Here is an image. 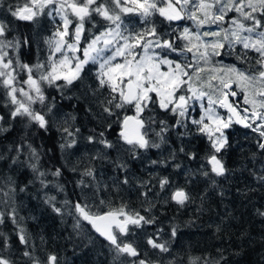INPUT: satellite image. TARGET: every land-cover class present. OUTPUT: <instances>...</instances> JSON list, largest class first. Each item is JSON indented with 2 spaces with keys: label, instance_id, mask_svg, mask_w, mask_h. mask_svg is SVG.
I'll return each instance as SVG.
<instances>
[{
  "label": "rangeland",
  "instance_id": "obj_1",
  "mask_svg": "<svg viewBox=\"0 0 264 264\" xmlns=\"http://www.w3.org/2000/svg\"><path fill=\"white\" fill-rule=\"evenodd\" d=\"M19 4L22 6L26 0H7L4 4V8L0 9V19L7 18L12 28L8 39L13 37L20 38L25 35V38L29 37L32 41L30 46L26 48V45H21L18 49H6L9 52V57L15 60L18 58L21 63L34 65L38 61H47L50 53L54 49H50V46L45 43L49 38L55 42L58 37L53 34L58 28L62 29L63 20L61 15H58L53 6H48L44 9L43 13L37 16L34 22L21 21L11 17L10 14L6 13V8L8 4ZM198 2V0H197ZM59 0L56 7H58ZM190 6H186L182 11V16L184 17L181 21L170 24V29L168 31L160 29L162 21H166L164 18L155 14L149 17L151 21L150 24L145 25L138 13H122V20L124 25L127 26L128 32H140L145 27H151L155 25L157 32L169 33V36L173 38L181 36L184 28L190 29V34L187 39H179L176 41L178 47H193V52L186 53L184 56H177L176 54H171L168 58L174 61H178L181 64H191L193 67L186 68L185 70L190 74V79L188 76L183 77V79L188 81V85L184 86V91L179 92L178 95H185L186 97H193V92H195L196 97L188 101V112L183 118L186 127H176L171 126L176 124L179 118L174 114L173 124H167L170 126V130L165 134V139L167 143L163 144L161 148H150L148 150H139L135 157L131 155L128 151L130 146L125 145L124 141L120 138L118 133L122 117L127 114L126 107L124 109H117L116 115L112 117H107L106 114H101L102 110L99 106V100H103L109 95V90L107 88L101 90L102 95L98 93L99 100L91 95L85 97L83 95L85 89L80 82H76L71 86H67L60 90L54 85H48L44 83L41 85L44 95L47 97L45 105H40L39 103L32 105L36 111H40L42 114L47 112V108L50 106L52 112L46 115V119L50 121L51 128L56 131L59 135L57 136V142L55 143V153L59 158L56 163L40 165L38 160L30 159V154L27 152L25 157V152L28 150L27 147L23 148V160L28 168L31 170L29 175L28 184H34L31 195V200H29L26 195L28 193L20 192L18 193V198H16L15 204L14 200L12 204L7 208V215L14 211L15 221L8 215L9 228L12 230L13 226H17V237L20 239L22 232L27 229L26 224H35V230L38 228L41 217L43 213L49 208L54 210V208L59 206L61 208V213L59 215L53 216L54 228L56 230L54 233L50 234L49 237H42L38 232L34 234L31 229H28V237L26 249L29 252V246L32 247V256L39 258L41 264H49L48 257L55 256V264H114L112 261H117L118 264H133L136 258L121 254L117 260L115 247L105 243L104 241L97 238L94 234L90 233L86 228L84 223L76 215H72L69 211L70 204H75L80 202L82 204L87 203L90 206V215L97 213L101 208L108 209L117 214H120L121 209H123L124 214L122 217L126 221L127 217H136V213L141 216H145L149 219H155L154 224H143L142 226L132 225L131 223H125L128 229L125 231L124 236H121L120 241L122 243H131L140 253L139 259H144L148 261V264L158 263V264H218L220 263V257L209 253L210 250H205L203 245L200 246L201 250L208 253L204 256L202 260L199 259L196 252L198 249L195 248V242L192 240H199V235L206 236L204 234V229L197 226H185L177 230L178 236H172V228L174 224L170 220H166L158 214H163L162 209L164 205L171 204L175 205V202L170 199L171 194L175 191L179 184L183 183L181 176L188 173L186 178L193 179L191 185L193 191L198 190L203 184L201 179L204 177L202 174L205 172L204 161L213 154V149L211 147V140L208 132L204 135L208 139L209 152H205V145H202L201 149L196 148L195 138H191L195 134L187 132V135L181 136V133H185L188 128V124L185 122L186 118L192 119L190 115L193 111L197 109L198 120L204 117V123L209 125V131L212 133V139L218 136L215 132L217 127L216 119L219 117L225 123H229V116L222 111L220 105V100L224 93L222 87L223 83L230 81L234 85V89L237 91L239 96V104L248 107L253 111H262L264 108L261 104L264 103V99L257 95V93L263 92L264 81L259 79L253 81H244L239 78V76L232 71L233 67L240 70H250L257 71L258 66L255 65V60L259 58V54L253 49H243L242 45L234 43V38L231 36V32L236 30V26L231 24L233 18L243 19L239 12L228 11L225 14L224 20L218 22L217 24L206 23L202 26L198 25L197 22L188 17L191 15ZM247 10V9H245ZM51 12L52 15L49 16L48 13ZM70 19H73L70 12H66ZM197 15L203 19L202 13H197ZM259 17V13H257ZM21 21V23L28 24L29 33L23 34V31L28 30L27 27H22V34L16 30V22ZM264 22V19H262ZM110 22L102 20L98 16H93L91 22L85 23V28L90 31L86 33L88 39L92 38L93 34H99L103 31L104 27L108 26ZM246 25L250 22H245ZM93 24L96 26L93 27ZM23 25V24H22ZM24 28V29H23ZM74 30V24L69 26V31ZM227 30V31H225ZM125 32V35H128ZM217 33L216 36L203 35L204 33ZM197 33L199 34V39H197ZM242 35H247V33H241ZM29 35V36H28ZM225 36L228 38L225 39ZM147 37L146 39H150ZM165 38H168L165 37ZM67 39V38H66ZM170 39V37H169ZM20 40V39H19ZM229 41H233V44L229 46ZM71 42V40H69ZM84 41H82V44ZM213 44H223L224 47H217L215 49L219 55H211L213 49L211 45ZM207 45V48L205 47ZM29 48V52H28ZM199 49V51H197ZM207 50L209 56L207 58H201L200 53ZM70 57L80 56V52L72 53L71 51L65 49ZM137 52H142V49H137ZM247 54L248 60L238 59ZM60 57L59 53H56L52 60L57 63V69L60 71L59 65ZM118 62H123L121 58H118ZM200 69V71H196ZM8 71H11L9 69ZM161 71L167 72L168 66H161ZM98 72V65L89 64L85 66L82 75L84 76V83L89 84L92 88L97 87L96 74ZM13 75L17 76L16 87H23L26 91H30L28 85L23 84V81L27 79V73L25 71L16 69ZM39 73L33 72V77L38 78ZM3 79V78H0ZM63 83V81H60ZM191 87L192 91L188 88ZM52 91H55L58 95L63 97L64 100L74 97L75 100L81 101V108L78 110L66 109L63 107L56 99H51ZM203 93L204 95H200ZM34 95V92L32 93ZM18 98L26 102V97L19 94ZM209 98L213 101L211 105V113L207 111L209 109ZM8 101L9 98L7 97ZM155 99V96H154ZM249 103H245V100ZM254 102V103H253ZM84 104V105H83ZM158 106V105H157ZM12 109L15 107L11 105ZM74 107V106H72ZM131 113L136 115L135 108L129 106ZM159 107V106H158ZM85 110L87 113V119H83L80 110ZM172 113V112H171ZM90 114V115H89ZM144 114V113H142ZM209 114L212 115V119H209ZM79 116L81 119H79ZM88 116L90 118H88ZM247 124H251L252 127H248L249 131L257 134L259 140L264 142V137L261 136L260 132L264 131V122L259 120L254 121L250 117L242 115ZM141 118L147 120V116H141ZM79 119V120H78ZM88 120H92L95 124L103 125L108 129L107 125L111 124L115 127L116 137L105 138L113 142L116 147L113 149H103L101 145L89 144L86 137L93 134L90 130L91 125ZM119 120V122L117 121ZM118 123V127L117 124ZM192 125V123H191ZM259 126L260 130H255ZM67 127L69 131H75L79 129V133L75 136L77 141L76 145L67 150H61L59 145L64 142L65 137L62 133V128ZM232 127V122L229 123L228 128H222L221 131L225 137V131ZM27 128V127H26ZM182 130V131H180ZM154 131H159V125H153L150 132V138L159 142V140L154 136ZM4 129L0 127V133H3ZM193 140V142H191ZM191 145V146H190ZM183 147L184 152H180L179 149ZM97 150H101L106 153L107 158H95ZM48 151V150H47ZM175 151L176 158L174 161L169 159V154ZM46 152V151H45ZM195 154V158H191V155ZM4 155L3 149L0 147V157ZM16 158V157H15ZM9 163H13L14 157L8 158ZM46 160V158L44 159ZM152 160H167V166L164 165H153ZM31 163H36L39 172L45 173L43 177H39L37 172H34L30 167ZM117 163H126L127 169L118 168ZM179 164L180 168H176L175 165ZM192 166L194 169H192ZM209 167V166H208ZM91 168L93 170V176H86L84 172L86 169ZM56 169H60L61 174L59 176L52 175ZM167 170L171 184L170 187L161 190L159 187V179L165 176H158V174L164 173ZM196 170V171H195ZM140 172L144 174V180L140 179ZM146 174H145V173ZM149 172V173H148ZM148 173V174H147ZM125 176L128 178V183L124 184L122 181ZM185 177V176H184ZM83 180V185L80 183ZM43 181V183L41 182ZM147 182V186L145 185ZM188 185V184H187ZM201 189V188H200ZM198 190L196 202L194 206H199V202L205 199L203 196V188ZM53 194V206L51 208L50 204L37 201L39 195H44L46 193ZM148 193L147 196L144 193ZM8 194L14 197L13 190H8ZM237 194V193H236ZM28 196V195H27ZM30 197V196H29ZM238 197V196H237ZM235 197V198H237ZM12 199V198H11ZM45 201V199H44ZM103 201V203H101ZM178 205V204H177ZM151 206L150 211H146ZM226 207L222 205L221 208ZM159 208V210H158ZM188 208V207H186ZM191 209L192 206H189ZM195 208V207H194ZM249 211L251 212L252 206L249 204ZM3 210L0 201V211ZM159 216V217H158ZM158 217V218H157ZM79 218V227L74 226L77 224V219ZM81 222L83 223L81 225ZM66 223V224H65ZM193 223V222H192ZM161 226V227H160ZM205 226H207L205 224ZM29 227V225H28ZM31 228V227H29ZM41 230V229H39ZM162 230V231H161ZM158 233V235H157ZM171 233V234H170ZM170 234V235H169ZM151 237L157 243H163L168 247V252H161L159 249L153 248L148 244V239ZM193 237V239H192ZM190 239H192L190 241ZM190 241V242H189ZM177 246V247H176ZM84 250V252H83ZM74 260V261H73ZM73 262V263H72Z\"/></svg>",
  "mask_w": 264,
  "mask_h": 264
},
{
  "label": "snow or ice",
  "instance_id": "obj_2",
  "mask_svg": "<svg viewBox=\"0 0 264 264\" xmlns=\"http://www.w3.org/2000/svg\"><path fill=\"white\" fill-rule=\"evenodd\" d=\"M58 0H26L21 6L19 2L16 4H8L6 13L10 14L11 17L21 20L34 22L35 18L41 15L44 9L48 6H53L54 11L61 15L63 20L62 29H57L53 34L58 39L53 42L51 38L47 39L45 43L50 46V49H54L50 53L47 61H38L34 65H28L21 63L17 58L14 62L9 57V52L6 49H18L21 41L13 37L8 39L9 34L12 31L10 23L7 18L0 19V85L5 89L6 95L9 98L8 103L15 106L10 111V117L15 120L17 117H27L30 123H35L40 129L45 131L51 126L50 121L46 119V115L52 112L53 106L47 108V112L42 114L40 111H36L32 105L39 103L45 105L47 97L44 95V91L41 87L42 84L47 83L48 85H54L60 90L67 86H71L76 82H80L85 91L83 95L88 97L89 95L97 98L98 93L102 95L101 90L107 88L109 95L103 100H99V106L102 110V115L106 114L107 117L116 115L117 109H124L126 106H133L135 108V116H125L122 121V130L120 132V138L124 141L125 145L130 146L128 151L133 157L136 156L139 150H148L150 148L159 149L167 140L165 134L169 132L170 126L166 121H157L153 116H149L147 120L140 118L142 113L151 111L152 106L158 105L160 109L172 112L179 118L176 124L171 126L186 127L183 118L188 112V101L196 97L193 92V97H186L185 95H178L179 92L184 91V86L188 85V81L183 77L190 74L185 70L191 68V64H181L178 61L169 59L171 54L177 56H184L186 53L193 52V47H178L176 41L183 38L187 39L190 34V29L184 28L181 36H177L173 39L165 38L169 36V33H159L155 25L151 27H145L140 32H128V28L124 25L122 20V13H138L145 25L151 23L149 17L159 14L168 22L181 21L184 17L182 11L186 6H190L191 15L189 19H193L198 25L202 26L206 23L217 24L224 20L225 14L228 11L239 12L242 20L239 18H233L231 21L232 25L236 26V30L231 32V36L234 38V43L242 45L243 49H253L259 54V58L255 60V65L258 66L257 71L240 70L233 67L231 70L234 71L241 80L253 81L261 80L264 81V0H59L58 7H56ZM7 0H0V9L4 8V4ZM159 5H164L163 7ZM247 9V10H245ZM66 12H70L73 19L69 18ZM197 13L203 14L201 19ZM259 13V17L257 15ZM52 15L51 12L48 13ZM98 16L104 21L110 22L108 26L104 27L103 31L99 34H93L91 39H88L86 33L89 29L85 28L86 22H91L93 16ZM245 22H250L246 25ZM74 24V30L69 31V26ZM96 25L93 24V27ZM227 31V30H225ZM128 32V35H125ZM241 33H247L242 35ZM203 35L216 36L217 33H204ZM151 37L150 39H146ZM67 38V39H66ZM228 37L225 36V39ZM197 39L199 34L197 33ZM71 40V42H69ZM82 41L84 43L82 44ZM23 43L27 44L25 40ZM233 44V41H229V46ZM207 48V45L205 46ZM213 52L211 55H219L215 51L217 47H224L223 44L211 45ZM142 49V52H137V49ZM65 49L72 53L80 52V56L70 57ZM199 51V49H197ZM59 53L62 59H59L60 71L57 69V63L52 60V57ZM201 58H207L209 53L207 50L200 53ZM118 58H121L123 62H118ZM238 59L248 60L247 54ZM98 65V72L96 74L97 87L92 88L91 85L84 83V76L82 75L85 66L89 64ZM167 65L168 71H161V66ZM19 68L27 73V79L23 81L31 89L26 91L23 87H16L17 76L13 75L16 69ZM11 69V71H8ZM39 73L38 78L33 77V72ZM196 71H200L197 69ZM63 81V83H60ZM225 88L228 85H224ZM192 91L191 87L188 88ZM34 92V95L32 94ZM26 97V102L18 98V95ZM227 96V92L223 93ZM236 93L233 92L232 95ZM200 95H204L201 93ZM262 99H264V92L257 93ZM155 96V99H154ZM209 113H211V105L213 101L209 98ZM245 103H249L246 99ZM254 103V102H253ZM222 107L228 108L230 111H235L227 101L221 102ZM264 108V103L261 104ZM243 111L247 112V109ZM252 120H259L264 122V112H253L250 117ZM4 116H0V121H3ZM209 119H212V115L209 114ZM244 118H241L243 122ZM129 122H133L131 128ZM231 117H229V123ZM229 123H225L222 119L217 117V127L215 132L218 136L212 139V133L209 131V125L204 123V117L200 120H192V124L197 126V129L201 133L208 132L211 140V147L213 154L208 158L212 165L211 172L216 176H224L228 169L224 166L218 155L221 150L225 147L226 139L221 131L222 128H228ZM154 124L159 125V131H154V136L159 140L150 138L149 129ZM247 127H252L251 124H247ZM108 128L112 125L108 124ZM260 130L259 126L255 129ZM79 129L75 131H69L67 127L62 128V133L65 137L63 143L59 145L61 150H67L73 148L77 141L75 136L79 133ZM188 133H181L180 135H187ZM261 136L264 137V131L260 132ZM89 144L101 145L103 149H113L116 145L105 138L103 131L95 132L92 135L86 137ZM29 149L30 159H39V153L31 144L26 145ZM25 145H19L16 148L17 157L14 158L13 162H16L19 155L23 152ZM260 149H264V142L258 144ZM180 152H184V148L179 149ZM95 158H107L106 153L97 150ZM176 158L175 151L169 154V159L174 161ZM191 158H195V154L191 155ZM167 160H152L153 165H164L167 166ZM118 168L127 169L126 163H117ZM30 167L34 172L39 174V177H43L45 173L39 172V168L36 163H31ZM176 168H180V165H175ZM61 174L60 169H56L52 173L54 176ZM204 176H208V172L202 173ZM84 175L93 176V170L88 168L85 170ZM259 180L264 181V176H259ZM43 183V181H41ZM127 184L128 178L125 176L122 181ZM83 185V180L80 182ZM214 183V182H213ZM170 180L167 176L159 179V187L164 190L170 187ZM147 186V182L145 185ZM145 196L148 193H144ZM170 199L180 206L191 202L193 197L184 188H177L172 192ZM51 203V199L48 201ZM103 203V201H101ZM73 208L79 217L83 220H87L93 223L95 226L96 220H103L105 216H115L116 213L108 212L105 216L90 215V206L87 203L76 202L75 204L68 205ZM151 206L146 211H150ZM54 211L61 213V208H54ZM120 214L123 213L121 209ZM6 214L0 211V223L3 222V218ZM15 221V213H9ZM137 218L127 217L125 223H131L132 225L142 226L143 224H154L155 219H149L145 216H141L139 213L135 214ZM264 215V213H261ZM77 227H79V218L77 219ZM101 232V235L106 236L107 240L110 241L111 245L115 246L116 258L119 259L121 254L136 258L133 264H148V261L139 259L140 253L131 243H122L118 240V234L113 235L110 231H101L100 228L96 229ZM125 229L121 227V232ZM162 231V230H161ZM219 231V228H217ZM158 235V233H157ZM177 235V228H172V236ZM21 243L27 244L26 237L20 235ZM148 244L153 248L159 249L161 252H168L169 249L163 243H157L151 237L148 239ZM24 256L29 257L32 260V264H41L39 258L33 257L30 252H25ZM56 257L49 256V264H55ZM0 264H12V261L6 259L3 255H0ZM122 264V262H121Z\"/></svg>",
  "mask_w": 264,
  "mask_h": 264
},
{
  "label": "trees",
  "instance_id": "obj_3",
  "mask_svg": "<svg viewBox=\"0 0 264 264\" xmlns=\"http://www.w3.org/2000/svg\"><path fill=\"white\" fill-rule=\"evenodd\" d=\"M16 24L15 29L21 34L22 27L28 28V24L24 22L17 21ZM26 32L29 33V28L23 31V34H26ZM19 39L21 45L25 44L23 41H28L25 44L26 48L30 46V42L32 44L31 39L29 37L25 38V35ZM51 93V99H56L66 109L71 111L81 108V101L75 100L74 97L70 96L71 94H69L67 100H64L55 91ZM11 110L13 109L8 103L5 89L0 85V116L5 118L0 121V127L4 129V132L0 133V147L4 152V155L0 157V201L1 206H3L2 212L6 214L3 222L0 223V255L12 261V264H32V260L24 256V253L28 251L26 244L21 243L17 237V226H13L11 230L7 220V208L12 204L13 200L15 204L18 193H28L26 197L31 200L34 184L27 183L31 170L24 163L23 152L19 155L18 160L11 164L8 158L17 157V146L25 145L27 147V144H31L39 153L38 161L40 165L56 163L59 158L55 153V143L59 135L51 126L47 131L40 129L37 124L30 123L27 117H17L12 120L10 117ZM84 111L81 109L79 113L85 120L88 112L85 113ZM126 112H132L129 106H126ZM190 115L193 118H186L185 122L188 124L186 132L195 134L191 138L197 139L195 142L196 148L201 149L202 145H205V152L208 153V139L204 133L198 131L196 125H191L192 120H198L197 109ZM141 116H147V118L153 116L157 121L163 120L169 124L174 122V114L160 109L157 105L152 106L151 111H146ZM88 118L90 117L88 116ZM79 119H81L80 116ZM117 121L119 122V120ZM88 122L91 125L90 130L95 132L103 131L105 136L109 138L116 137V126L113 125L111 128L106 129L103 125L95 124L92 120H88ZM116 124L118 127V123ZM225 139V147L217 155L228 171L224 176H216L211 172L207 161H204L205 171L209 175L200 178L203 184L199 189L203 188L205 190L202 193L205 199L201 200V203L199 202L201 207L194 206L197 194H199L195 195V193L199 189L193 191L192 187L188 188L191 185L190 181H193V179L191 175L190 179L186 178L188 173H185L183 174L185 177L181 176V179L183 183L188 185L179 184L177 187L184 188L189 192L193 200L184 206L177 205V203L175 205H164L163 214H160L159 208L158 214L160 218L163 217L172 221L177 230L185 226L199 225L202 227L206 236L191 235L193 237L198 236L199 240H192V237L190 241L195 242L192 245L197 249L203 245L205 250H210L209 253L219 256L221 259L218 264H264V215H261V213H264V181L258 179L259 176H264V149L258 147L261 141L257 134L249 131L248 128L241 129L233 124L230 129L225 131ZM28 151L29 149L26 150L25 157ZM45 158L46 160H44ZM190 167L194 169L192 166ZM167 174L169 173L166 170L164 173L158 174V176H167ZM140 175V179L144 180V174L140 172ZM8 190H13L14 197L8 194ZM50 199L51 203L48 202ZM40 200L46 202L47 205L49 203L52 208L53 194L47 192L44 195H39L37 201L39 202ZM249 204L252 206L251 212L248 208ZM222 205L226 206L223 210L221 208ZM189 206H192V208L190 209ZM57 207L59 206L57 205ZM43 214L39 222L40 226L36 230L35 224L29 223L28 225L31 228L26 224L27 229L22 232L25 237H28V229H31L34 234L38 232L42 237L46 238L54 233L56 228H54L55 219L53 216L59 215V213L48 208ZM74 226H77V224H74ZM217 228H219V231H217ZM89 232L91 233L90 229ZM178 235L179 233L176 236ZM28 249L32 254V247L29 246ZM207 253L205 251L204 254L206 255ZM112 263L116 264L114 261Z\"/></svg>",
  "mask_w": 264,
  "mask_h": 264
},
{
  "label": "water",
  "instance_id": "obj_4",
  "mask_svg": "<svg viewBox=\"0 0 264 264\" xmlns=\"http://www.w3.org/2000/svg\"><path fill=\"white\" fill-rule=\"evenodd\" d=\"M228 85V87L227 88H225L224 87V85ZM223 89H224V91L225 92H227L228 94H227V96H225L224 94H223V96H222V98H221V100H220V104H221V102L222 101H227V103L228 104H230L231 106H232V108L233 109H235V111H230L228 108H226V107H222L223 108V110L229 115V117H231V120H232V122L235 124V125H237L238 127H240V128H246V122L243 120V122H241V115H240V113H239V111L232 105V103H231V98H235L236 96H237V93H236V91L235 90H233V83H231V82H225L224 84H223ZM224 92V93H225ZM233 92H235L236 94L235 95H232V93ZM263 92H264V90H263ZM244 109H247L246 107H241L240 108V110L241 111H243ZM248 111L247 112H245V111H243L245 114H252V111L251 110H249V109H247ZM125 116H135V115H133V114H131V113H127V114H125L123 117H122V119H121V123H120V125H121V128L119 129V134H120V132H121V130H122V121H123V118L125 117ZM256 121V120H255ZM132 123L133 122H129V127L131 128V126H132ZM210 157V156H209ZM208 157V158H209ZM207 162H208V164H209V167H210V169L212 168V165H211V163L209 162V159H207ZM105 214L106 213H104V214H100V215H97V216H105ZM122 223V220L121 219H119L116 215L115 216H105V219H103V220H96L95 221V226H93V223H91V225H92V229L95 231V233L98 235V236H100V237H102L103 239H105V240H107V238H106V236H104V235H101V232H98L96 229H97V227L98 228H100L101 229V231H110L111 232V227L112 226H114V225H120ZM108 241V240H107Z\"/></svg>",
  "mask_w": 264,
  "mask_h": 264
},
{
  "label": "flooded vegetation",
  "instance_id": "obj_5",
  "mask_svg": "<svg viewBox=\"0 0 264 264\" xmlns=\"http://www.w3.org/2000/svg\"><path fill=\"white\" fill-rule=\"evenodd\" d=\"M159 6L163 7L164 5H159ZM162 18H163V17H162ZM175 22H179V21H174V22H171V23L168 22V21H162V22H161V25H160V29H161V30L164 29V30L168 31V29H170V26H169V25H170V24H173V23H175ZM160 33H161V32H160ZM169 37H170V39H173L172 36H168V38H169ZM241 114H243L242 111H241ZM246 116L248 117V116H250V115H246ZM69 211L72 212V215L74 214V215H76V216L79 217V214L76 213L75 210H74L73 208H69ZM108 211H110V210L105 209V208H101L97 213L92 214V216H94V215H96V214L103 213V212H108ZM111 212H113V211H111ZM113 213H115V212H113ZM116 215H118V216L123 220V225H122V226H114L113 229H112V232H113L114 235H117V234H118V240H120L121 236H124L125 231L128 229V226H126L125 221H124V218L122 217V215L117 214V213H116ZM79 218H80V220L84 223V225L86 226V228H87L88 230L91 229V227H90V225H89V221H87V220H83L82 217H79ZM121 227H123V228L125 229L124 232H121ZM114 247H115V246H114ZM195 248H196V247H195ZM196 249H197V248H196ZM196 254L198 255V257H199L200 260H202V259L204 258V256H205V254L203 253V251H202L200 248H198V252H196Z\"/></svg>",
  "mask_w": 264,
  "mask_h": 264
},
{
  "label": "bare ground",
  "instance_id": "obj_6",
  "mask_svg": "<svg viewBox=\"0 0 264 264\" xmlns=\"http://www.w3.org/2000/svg\"><path fill=\"white\" fill-rule=\"evenodd\" d=\"M195 141H196V140H195ZM160 227H161V226H160ZM170 234H171V233H170ZM170 234H169V235H170ZM176 247H177V246H176Z\"/></svg>",
  "mask_w": 264,
  "mask_h": 264
}]
</instances>
